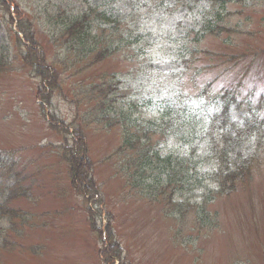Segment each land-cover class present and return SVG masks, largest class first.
I'll list each match as a JSON object with an SVG mask.
<instances>
[{"label": "rangeland", "instance_id": "374dc122", "mask_svg": "<svg viewBox=\"0 0 264 264\" xmlns=\"http://www.w3.org/2000/svg\"><path fill=\"white\" fill-rule=\"evenodd\" d=\"M88 2L90 5L100 3L103 7L106 6V0ZM227 2L221 24L223 28L217 35L206 37L204 43L200 44V48H210L208 51H213L219 58L210 56L205 58L204 64L203 60L193 63L190 58L177 61L175 58L183 51L182 47L181 51L178 48L183 42H180L176 30L172 31L171 42L168 43L162 35L166 28L162 27L160 34L155 30V24L149 25L147 30L151 34L147 38H150V43L155 36L158 39L155 45H149L145 49L146 52L166 48L167 58L164 55L165 58L156 61L158 68L169 73L171 66L178 65L175 68L183 69L184 66L193 67V64L203 66L204 79L219 85L232 81L229 95L235 92L239 84L249 82L244 74L245 65L234 68L235 75H225L224 72L220 75L215 69L205 66L219 63L221 58L225 59L228 54L238 50L247 55L258 46L264 51V0ZM11 3L19 6L25 23L40 29L44 28V15L51 13L52 9L56 10L57 6L68 12L76 6H84L81 0H11ZM111 4L115 9L127 7L124 0ZM157 5L158 3H146L145 8L140 10L138 5H134L137 8L134 13L145 19L155 13L153 8ZM8 14L19 23L16 15ZM6 15V11L0 6V160L6 163L0 169V189L5 194L19 195L9 205H16L17 211L24 214L25 218L16 220L14 226L1 222L0 264H105L102 254L98 256L99 249L105 250L101 247L105 238L102 236L99 242V234L89 229L90 217L86 214L82 197L76 194L77 191L71 185L68 167L63 159L67 155L64 152L65 146L71 147L74 141L71 143L68 138L66 143L64 128L60 124H57V128H52L47 111L45 115L41 113V100L36 98L35 91L38 82L24 68L20 58L24 53L23 48L16 45L14 36L9 34L8 30L14 25L7 23ZM175 15V18L161 25L175 24L178 19L195 18L196 11L193 15H187V11H180ZM91 18H95V15ZM127 50L131 51V48L127 47ZM64 59L61 48H56L55 56L50 61L62 62ZM249 62L255 74L264 76V59ZM121 67V73L125 75L122 79L124 90L118 99L125 103L129 100L122 97L124 94L143 90L145 94L140 92L130 97V100H137L138 106L133 116L140 119L142 117L143 121L160 122L162 111L159 109L161 103L167 100V92L162 90L164 86L173 88L175 75L169 73L170 76L163 82L164 75L159 74V84L148 95L147 89L143 88L149 84L146 77L139 70H131L130 63L123 61ZM88 73L86 71L84 74L73 75L70 72L68 76L62 68V92L69 100L75 101L72 97L77 95V87L72 82L81 80L87 83L90 80ZM91 79L93 80V75ZM225 90L228 92L227 87ZM236 93L239 98L240 93ZM168 103L172 102L169 100ZM51 107L49 111L65 125L74 121L86 128L87 157L91 163L92 177L99 184L101 194L100 203L94 200L88 207L91 210L101 209L102 216L110 220L127 264H264V158H256L258 164L255 165L253 177L244 187H235L224 198L216 196L211 205H201L211 224H198L195 219L196 207L191 204L180 220L171 217L165 219L157 213V209L152 207L150 210L146 204L147 190L142 189L139 195L136 189L130 187L129 174L133 172V167L127 168L124 164L122 153L126 147L117 121L112 120L107 128L99 130L93 123L95 114L90 112L92 104L83 108L80 103L76 106L74 102L54 98ZM204 107L207 108V105ZM163 127L165 126L158 129L149 125L143 127V135L149 132L152 137L149 144L154 145L153 149L159 151L161 156L169 155L168 151H172V156L188 160L189 167L194 165L198 160L199 150L195 152L196 156H186L192 153L194 142L190 146L183 145L187 138L181 139V135L177 139H170L172 136H166V132L162 131ZM164 135L165 138L168 137L166 141ZM141 140L148 144L144 136ZM142 148L139 140L132 145L131 152ZM134 153L137 155V152ZM261 162L263 164L260 165ZM151 172L148 169L146 174L150 175ZM21 181L20 187L15 185ZM157 189H152L154 195H159L160 190ZM193 194L196 195V192ZM162 204L163 202L160 205Z\"/></svg>", "mask_w": 264, "mask_h": 264}, {"label": "trees", "instance_id": "16d2710c", "mask_svg": "<svg viewBox=\"0 0 264 264\" xmlns=\"http://www.w3.org/2000/svg\"><path fill=\"white\" fill-rule=\"evenodd\" d=\"M117 1L106 0V6L103 7L100 3L90 5L88 0H81L84 6H76L69 12L57 6L56 10L52 9L51 13L44 15L46 33L44 30L37 32V27L25 23L22 20L19 6L14 5L13 11L19 20L18 29L20 30L21 25L30 27L21 29L20 32L28 44L25 47L26 58L24 59L27 73L38 82L35 89L36 98L48 108L47 117L50 119L51 127L57 128V124H60L64 128L66 143L68 138L69 141H74L71 147L65 146L64 152H67V155L63 157L69 167L71 184L78 194L99 196L98 185L92 177L91 163L87 157L86 128L80 122L73 121L65 125L63 121H59L49 111L54 98H60L68 103L74 102L76 106L80 103L83 108L92 104L90 112L95 114L93 123L96 129L103 130L112 120L117 121L120 124L123 145L126 147L122 153L125 159L124 164L127 168L133 167V172L129 174L130 187L139 191L147 190L148 198L154 201L164 200L167 206V216L170 215L174 219L183 218L185 210H188L187 206L191 204L196 207L195 219L198 224L209 225L211 222L204 215L201 204L212 203L214 192L215 195L218 192L221 195H228L235 187H244L253 174L252 167L256 164L253 159L264 155V101L258 105L250 95H248L249 98L238 100L236 91L230 95L228 94L230 91L223 94L222 87L229 88L228 85H232V81L227 85L218 83L215 85L213 81L204 79V74H202L204 67L196 64L190 68L184 66V69L175 68L177 66L170 67L172 71L169 73L175 75V83L172 89L164 86L162 92H167V98L175 99L176 103L174 105L161 103L159 110L162 111V116L158 123L143 121L142 117L140 119L138 116H133L138 106L137 100H130V97L140 92L143 93V90L133 94H124L122 97L129 100L125 103H121L118 97L124 90L122 79L125 75L121 73L123 61L130 63L131 70L134 69L135 72L139 70V73L146 77L149 84L143 88L147 89L148 95L156 89L153 87L159 84L157 79L159 74L164 75L163 82L170 76L168 72L154 66L156 61L167 56L166 48L161 47L159 50L162 52L156 50L153 53L145 50L149 47L148 40L150 39L147 38L150 34L147 30L148 25L153 23L160 27L163 22L164 18L155 15L164 9V1L172 5V10L166 19L173 17L175 11L179 9L186 10L192 15L194 11H199L196 18H191L194 19L191 25L180 27L179 24L178 26L174 24L171 29L169 27L164 36L169 43L172 31L176 30V35L183 40L180 39L183 44H180L178 48L181 51L182 47L183 52L176 58L177 61L190 58L193 63L204 61V64L205 58L210 56H213L210 58H219L213 54V51H208L210 48L205 47L206 50L200 48V44L204 43L206 37L217 35L223 28L221 24L224 7L228 0H124L127 7L115 9L111 3L114 4ZM8 3L13 4L11 0H0V6L7 14L10 11ZM146 3H158L159 5L153 8L155 11L153 15L142 19L134 13L137 9L135 6L138 5L140 10L145 8ZM147 9L150 8L147 7ZM93 15L95 18L92 19ZM153 19H156V22ZM9 22L11 23V19H8L7 23ZM16 42L19 44V41ZM127 47L131 48V51H128ZM257 47L247 55L238 50L233 54H228L225 59L221 58L219 63L205 66L219 73L235 75L236 72L233 69L245 65V77L250 81L255 79L253 87L256 89V84L264 83L259 74H255L251 69L252 64L249 62V60L264 59L263 49ZM56 48H61L65 56L64 61H50V58L55 56ZM62 68L64 73L72 72L73 75L89 72L88 79L90 80L87 83L81 80L72 82V85L77 87V95L72 97L73 100L76 99L75 101L69 100L62 92L63 84L60 80ZM130 91H132L131 87ZM262 95L264 96V93ZM177 97H183L184 102L188 104L176 109L179 106ZM201 100L204 101L202 104L199 103ZM192 101H196L202 109L208 101L209 109L212 110L204 111L205 114H203L197 106L193 111ZM40 108L41 113L45 115L46 108L41 105ZM173 110L176 117H171ZM74 123H77V126H74ZM144 125H149L153 129L165 126L162 131L166 132V136L171 135L170 139H177L180 135L181 139L187 138L183 141L185 146L196 143L192 153L186 156L195 155V152L199 150L198 160L189 167L188 160L172 156V151H168L169 155L161 156L159 151L153 149L154 145L149 144L152 139L149 132L143 135ZM143 136L148 140L147 145L141 140ZM139 140L143 148L131 152L132 145ZM248 150L251 151L253 159L246 158L244 153ZM134 152H137V155ZM148 169L152 171L150 175L146 174ZM209 184H214L215 188H210ZM156 187L158 191L160 190L158 196L152 191ZM192 192H196V195ZM18 198L19 195L5 194L2 190L0 191V234L1 222L14 226L16 220L23 218V215L17 211L16 205L14 207L9 205ZM178 198L183 200L180 201ZM88 214L90 228L99 234L98 239L101 241L102 234L95 224L96 216L90 211ZM105 235L104 243L107 248L101 251L103 262L110 264L113 258L121 260L122 250L110 228L106 229Z\"/></svg>", "mask_w": 264, "mask_h": 264}, {"label": "clouds", "instance_id": "9594fccd", "mask_svg": "<svg viewBox=\"0 0 264 264\" xmlns=\"http://www.w3.org/2000/svg\"><path fill=\"white\" fill-rule=\"evenodd\" d=\"M202 86V85H201ZM254 85H253V83L251 82V81H249V82H247L246 83V87L248 88V89H251L252 87H253ZM255 87H256V92H255V94L258 96V95H260L261 93H264V83H262V84H256L255 85ZM204 101L203 100H201L199 103L200 104H202ZM192 110L194 111L195 110V108L199 105V104H197V102L196 101H192ZM212 109L210 108L209 109V111H211ZM209 187L210 188H215V185L214 184H209Z\"/></svg>", "mask_w": 264, "mask_h": 264}]
</instances>
